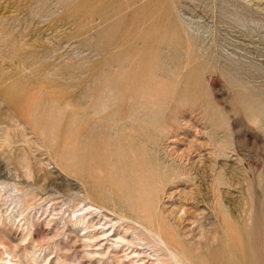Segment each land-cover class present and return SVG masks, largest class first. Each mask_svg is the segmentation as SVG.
<instances>
[{"label":"rangeland","instance_id":"rangeland-1","mask_svg":"<svg viewBox=\"0 0 264 264\" xmlns=\"http://www.w3.org/2000/svg\"><path fill=\"white\" fill-rule=\"evenodd\" d=\"M2 89L30 123L16 126L0 99V264L5 245L30 264H113L82 257L64 224L85 186L104 196L122 187L134 196L133 177L152 213L163 214L164 231L176 234L166 232L171 241L196 264H264V0H0ZM92 113L102 114L95 120ZM42 118L57 122L45 140ZM94 145L109 153L94 157ZM223 221L226 234L218 227ZM138 246L149 261V246Z\"/></svg>","mask_w":264,"mask_h":264},{"label":"bare ground","instance_id":"bare-ground-1","mask_svg":"<svg viewBox=\"0 0 264 264\" xmlns=\"http://www.w3.org/2000/svg\"><path fill=\"white\" fill-rule=\"evenodd\" d=\"M109 11V10H108ZM121 80H123V78L122 79H120V81ZM119 82V81H118ZM123 83L122 84H124L125 82L124 81H122ZM115 84H118V83H115ZM120 84V83H119ZM145 85V84H144ZM149 85V84H148ZM148 85H145V87H147V88H143L142 87V89H148L149 88V86ZM119 87H121L120 85H118ZM118 86H116L117 88H118ZM140 86V85H139ZM115 87V88H116ZM114 88V89H115ZM123 88H124V86H123ZM140 88H141V86H140ZM111 89V88H110ZM109 89V90H110ZM119 89V88H118ZM113 89H111V91H112ZM104 91V90H103ZM108 91V90H107ZM156 91V90H155ZM90 92V91H89ZM94 93H95V91H94ZM102 93H104V92H101V94ZM96 95V94H95ZM154 95H155V93H154ZM154 95H152L153 97H154ZM106 96V95H105ZM130 96H133V95H130ZM156 96V95H155ZM102 97V96H101ZM104 97V96H103ZM135 97V96H134ZM138 97H140V96H138ZM142 97V96H141ZM148 97H149V95H148ZM96 98V97H95ZM128 98V97H127ZM152 98V97H151ZM0 99H1V101H2V103H5L7 106L6 107H8V110H10V112L12 113V117L14 116V118H16L15 119V124H16V126H18V124L19 123H21V122H24V121H27V123H30L28 120H27V113L24 111V109H22V110H20L19 109V106H20V104H19V102H18V100H16V99H14V98H10L8 95H6L4 92H3V89H2V92H0ZM88 99V98H87ZM91 99V98H90ZM102 101L101 102H103L104 101V99H102V98H100ZM142 99V98H141ZM145 99H147V98H145ZM35 101V100H34ZM90 102H92L91 100H90ZM93 102H95L94 101V99H93ZM92 102V103H93ZM99 102H100V100L98 101V104H97V106L98 105H104V103H102V104H99ZM96 103V102H95ZM89 104V103H88ZM91 104V103H90ZM22 105V104H21ZM28 105H30V104H28ZM105 105H106V103H105ZM108 105V104H107ZM26 106V105H25ZM91 106V105H90ZM90 106H88L87 105V108H90ZM109 106V105H108ZM55 107V106H54ZM56 107H57V105H56ZM106 106H103V108H105ZM139 107V106H138ZM27 108H29V107H27ZM53 108V107H52ZM52 108H50V110L52 109ZM103 108H101V109H103ZM0 109H2L1 108V104H0ZM37 109V108H36ZM35 109V110H36ZM54 109V108H53ZM85 109V108H84ZM91 109V108H90ZM132 109V108H131ZM58 110H61V109H58ZM97 110V109H96ZM95 110V111H96ZM106 110H108L107 108H106ZM132 110H134V109H132ZM31 111V110H30ZM39 111V109L37 110V112ZM42 111V110H41ZM45 111V110H44ZM63 111V110H62ZM98 111H100V110H98ZM97 111V112H98ZM117 112H120L121 113V111H118V110H116ZM116 111H113V113L115 112L116 113ZM9 112V113H10ZM43 112V111H42ZM52 112V111H51ZM59 112V111H58ZM101 112V111H100ZM99 112V113H100ZM104 112H106V111H104ZM103 112V113H104ZM112 112V111H111ZM132 112H134V111H132ZM135 112L136 113H140V110H138V112H137V110H135ZM35 113H36V111H35ZM40 113V112H39ZM38 113V114H39ZM47 113H50V112H47ZM98 113V114H99ZM113 113H111V115L113 114ZM127 113H129V110H128V112ZM53 114H54V112H53ZM55 114H57V116H59L60 114L59 113H55ZM54 114V115H55ZM59 114V115H58ZM86 114V113H85ZM98 114H94L93 115V113H92V115H90L91 117L92 116H94L93 118L95 119V120H99V119H96V118H98ZM102 114V113H101ZM101 114H99V116L101 115ZM105 114V113H104ZM109 114V113H108ZM118 113H116L115 115H117ZM123 114V113H122ZM34 115H37V114H34ZM41 115V114H40ZM40 115H38V116H40ZM42 115H44V113L42 114ZM48 115H50L51 116V114H48ZM84 115V114H83ZM106 115V114H105ZM115 115H113L114 117H115ZM129 115V114H128ZM135 114H133L132 116H133V118L135 117V119L134 120H136V116H134ZM37 116V117H38ZM45 116V115H44ZM53 116V115H52ZM51 116V117H52ZM56 116V117H57ZM62 116V115H61ZM60 116V117H61ZM95 116H96V118H95ZM119 116V115H118ZM132 116H131V118H132ZM49 117V119H51L50 121L48 120V122L49 123H52L51 121H52V119L54 118V117ZM74 117H77V115H75ZM82 117H84V116H82ZM86 117V116H85ZM105 117V116H104ZM119 117H122V119H123V116L121 115V116H119ZM130 117V116H129ZM143 117V116H142ZM10 118V117H9ZM40 118H41V116H40ZM46 118V117H45ZM44 118V120L45 121H43V118H42V121L43 122H45V126H43L42 127V129H41V131H40V133L39 134H41L42 135V137H45V138H43L44 140L46 139V138H48V134L51 132V130L53 129V127H55L54 126V124L55 123H57V122H55L54 121V124H52L53 125V127H52V125L50 126L48 123H46L47 122V120ZM58 118V117H57ZM78 118V117H77ZM106 118V117H105ZM128 118V117H127ZM130 118V119H131ZM37 119H39V117L37 118ZM56 119V118H55ZM54 119V120H55ZM58 119H61V118H58ZM86 119V118H85ZM107 119V118H106ZM106 119H104L103 121H105ZM115 119V118H114ZM120 119V118H119ZM129 119V120H130ZM9 120V119H8ZM116 120V119H115ZM133 120V119H132ZM131 120V121H132ZM13 121V120H12ZM37 121V120H36ZM40 122H41V120H39ZM58 121V120H57ZM61 121V120H60ZM74 121H76V118L74 119ZM109 121H111L110 119H109ZM124 121V120H123ZM126 121V120H125ZM93 122L95 123V121L93 120ZM99 122V121H98ZM102 122V121H101ZM107 122V121H106ZM133 122H136V121H133ZM59 123V122H58ZM75 123V122H74ZM105 123V122H104ZM104 123H101V124H103L104 125ZM109 125H110V123L109 122H107ZM112 123V122H111ZM116 123V122H115ZM115 123H112V124H114V125H110V127L111 126H115ZM121 123H123V122H121ZM125 123V122H124ZM41 124V123H40ZM60 124V123H59ZM59 124H57V126H59ZM62 124V123H61ZM99 124V123H98ZM97 123L95 124V125H98ZM101 124H99V125H101ZM126 124H127V122H126ZM130 124V123H129ZM22 125V124H21ZM42 125V124H41ZM41 125H39V123H38V127L39 126H41ZM56 125V124H55ZM94 125V126H95ZM109 125H107V127L109 126ZM117 125V124H116ZM122 125V124H121ZM120 125V126H121ZM8 126H10V125H8ZM92 126V124L90 125V127ZM106 126V125H105ZM104 126V127H105ZM130 126H132V125H130ZM7 127V126H6ZM19 127H22V126H19ZM25 127V126H24ZM30 127H31V124H30ZM29 127V128H30ZM137 127H140V126H137ZM11 128V127H10ZM28 128V129H29ZM91 128H93V126L91 127ZM120 128V127H119ZM129 128H131L132 129V127H129ZM128 128V129H129ZM134 128H136V127H134ZM141 128V127H140ZM8 129V131H9V127L7 128ZM17 129H18V127H17ZM55 129V128H54ZM139 129V128H138ZM157 129H159V128H157ZM166 129V128H165ZM19 130V129H18ZM23 130V129H22ZM125 130H127V129H125ZM135 130V129H134ZM159 130H161V129H159ZM158 130V131H159ZM12 131V130H11ZM27 131V130H26ZM33 131V130H32ZM31 131V132H32ZM50 131V132H49ZM118 131H119V129H118ZM122 131V130H121ZM120 131V132H121ZM133 131V130H132ZM141 131V130H140ZM143 131H144V129H143ZM16 132V131H15ZM18 132H21V131H18ZM17 132V133H18ZM28 132V131H27ZM36 131H34V133H35ZM163 132V131H162ZM11 133V132H10ZM137 133V132H136ZM24 134V133H23ZM36 134V133H35ZM51 134V133H50ZM135 134V132L132 134V135H134ZM139 134V133H138ZM6 135H9V134H6ZM12 135V134H11ZM10 135V136H11ZM14 135V134H13ZM17 135V134H16ZM28 135V134H27ZM74 135V134H73ZM136 135V134H135ZM9 136V137H10ZM51 136V135H50ZM52 136H53V130H52ZM121 136H123V135H121ZM6 137V136H5ZM40 137V136H39ZM136 137V136H135ZM144 137V136H143ZM8 138V137H7ZM53 138V137H52ZM154 138V137H153ZM171 138V137H170ZM28 139V138H27ZM26 139V141H29V140H27ZM50 140H51V138H49ZM49 139H47L48 140V142H52V141H49ZM121 139H123V137H121ZM132 139H133V137H132ZM8 140V139H7ZM10 140V139H9ZM9 140L7 141V142H9ZM117 140V139H116ZM124 140V139H123ZM123 140H121L123 143H124V141ZM130 140V139H129ZM129 140H125V142H126V145H129V143L132 141H129ZM138 140V139H137ZM210 140V139H209ZM99 141V140H98ZM129 141V143H127ZM143 141V140H142ZM56 142V141H55ZM135 142V140L133 139V143ZM108 143V142H107ZM107 143L105 142V144L107 145ZM119 142L117 141V144L116 145H114L115 147H117L118 145H120V144H118ZM122 143V144H123ZM137 143V142H136ZM143 143V142H142ZM9 144H10V142H9ZM48 144V143H47ZM56 144H58L57 142H56ZM111 144V143H110ZM125 144V143H124ZM130 144H132V142L130 143ZM138 144V143H137ZM194 144V143H193ZM221 144V143H220ZM55 145V144H54ZM99 145V144H98ZM126 145H124L126 148H128ZM195 145H197V144H195ZM51 146H52V144H51ZM95 146V145H94ZM96 146H97V144H96ZM95 146V149H99V148H97ZM105 146V145H104ZM123 145H121V147H122ZM194 146V145H193ZM199 146V145H198ZM61 147H62V145H61ZM98 147H100V146H98ZM103 147V146H102ZM107 147V146H106ZM109 147V146H108ZM107 147V148H108ZM110 147H111V145H110ZM109 147V148H110ZM132 147H133V144H132ZM132 147H130L129 146V151L132 149L133 150V148ZM190 147V146H189ZM197 147V146H196ZM200 147V146H199ZM198 147V148H199ZM52 148H54V147H52ZM58 148H59V146H58ZM104 149H105V147H103ZM112 148V147H111ZM119 148H120V146H119ZM124 148V147H123ZM122 148V149H123ZM137 148V147H136ZM135 148V149H136ZM139 148V150L141 149L142 150V148H140V147H138ZM195 148V147H194ZM194 148H193V150H194ZM214 148V147H213ZM212 148V149H213ZM56 149H57V147H56ZM62 148H60V150H61ZM176 149V148H175ZM179 149V148H178ZM177 149V150H178ZM190 149V148H189ZM202 149V148H201ZM100 150H102V149H99V151H95V152H93V156H94V154L97 156H99V155H107L108 153H107V151L105 152V150H104V152L102 151V152H100ZM107 150V149H106ZM112 150H114V152L116 153V150L113 148ZM124 150H125V148H124ZM123 150V151H124ZM130 151V153H132L133 151L135 152V150H133V151ZM177 150H174V151H177ZM191 150V152L193 151L192 149H190ZM190 150H189V154L187 153L188 152V150L186 149V154H188V155H186V156H189L190 154L191 155H193L192 153H190ZM210 150V149H209ZM63 151V150H62ZM90 151H91V149H90ZM108 151H109V149H108ZM118 151V150H117ZM120 151L122 152V150L120 149ZM129 151L127 150L126 152L127 153H129ZM173 151V152H174ZM111 153L110 154H112V152L113 151H110ZM133 152V153H134ZM137 152H139V151H137ZM25 153H26V151H25ZM97 153V154H96ZM100 153V154H99ZM102 153V154H101ZM103 153H105V154H103ZM107 153V154H106ZM126 153V154H127ZM136 153V152H135ZM134 153V154H135ZM179 153V152H178ZM201 153V151H199V154ZM222 153V152H221ZM114 154V153H113ZM133 154V158H135L134 156L136 155H134ZM139 154V153H138ZM141 154L144 156L145 155V153H142V151H141ZM168 154V153H167ZM176 154H177V152H176ZM196 155L198 154V153H195ZM22 155V154H21ZM115 155H118V153H116ZM114 155V156H115ZM131 155V154H130ZM129 155V156H130ZM140 155V154H139ZM181 155H185L183 152H182V154ZM114 156H109L108 155V157H113L114 158ZM121 155H119V156H117L118 157V159H121L122 157H120ZM125 156V155H124ZM138 156V155H137ZM142 156V157H143ZM159 156V155H158ZM202 156V155H201ZM22 157H24L23 155H22ZM30 157V156H29ZM95 157V156H94ZM117 157H115L116 159H117ZM120 157V158H119ZM132 157H131V159H132ZM169 157V156H168ZM176 157V156H175ZM196 157V156H195ZM203 157V156H202ZM225 157V156H224ZM98 158V157H97ZM100 158L102 159V158H106L105 156H100ZM126 159V158H129L128 156H126V157H123L122 159ZM138 158V160H140V158L139 157H137ZM183 158H184V156H183ZM188 158V157H187ZM213 158V157H212ZM30 158H27V157H24V159H23V161H24V164L22 165V166H24V168H25V170L26 169H30V165H29V162H28V160H29ZM64 159H65V157H64ZM69 159H71V158H69ZM108 159V158H107ZM130 158L129 159H127V160H131ZM160 159V158H159ZM158 159V160H159ZM177 159V158H176ZM190 159H191V157H190ZM204 159V158H203ZM58 160V159H57ZM98 160H99V158H98ZM103 160V159H102ZM102 160H99V161H102ZM111 160V159H110ZM113 160V159H112ZM127 160H125V161H127ZM134 160V159H133ZM174 160V159H173ZM183 160V159H182ZM187 160V159H186ZM189 160V159H188ZM187 160V161H188ZM73 161V160H72ZM114 161V162H113ZM112 162H110V164L111 163H114V164H116V166L118 165V163H117V161L114 159ZM115 161H116V163H115ZM132 161V160H131ZM135 161V160H134ZM160 161V164H161V159L159 160ZM164 161V160H163ZM175 161V160H174ZM31 162V161H30ZM69 161H67V163H68ZM103 162V161H102ZM109 162V161H108ZM120 163L122 162V161H119ZM133 162V161H132ZM137 162H140V164L142 165V162H144V164H145V162H147V160L145 161V159H141V161H137ZM165 162H167V161H165ZM165 162H163V163H165ZM173 162V161H172ZM172 162L171 163H169V165H173L172 164ZM210 162V161H209ZM19 163H21V162H19ZM64 163V162H63ZM66 163V162H65ZM99 163V162H98ZM135 163V162H134ZM132 164V165H134L135 166V164ZM150 163V162H149ZM162 163V164H163ZM168 163V162H167ZM174 163V165H177V164H175V162H173ZM95 164V163H94ZM123 164L124 163H122V164H119V165H122L123 166ZM128 164H130V163H128ZM137 164V163H136ZM143 164V165H144ZM131 165V164H130ZM138 165V164H137ZM136 165V167L135 168H137L138 166ZM179 165V164H178ZM180 165H182V164H180ZM180 165L177 167V168H175V170L176 171H178V169L180 170ZM209 165V164H208ZM146 166V165H145ZM144 166V167H145ZM151 166V165H150ZM162 166V165H161ZM163 166H165V165H163ZM184 166V165H183ZM183 166H182V168H183ZM188 166V165H187ZM125 167H126V165H125ZM127 167H128V165H127ZM139 167H140V165H139ZM139 167L137 168V169H139ZM180 167V168H179ZM185 167V166H184ZM118 168V167H117ZM116 168V169H117ZM135 168H133V169H135ZM141 169L140 170H138V171H142V167H140ZM163 168V167H162ZM165 168V167H164ZM163 168V169H164ZM173 168V169H174ZM102 169V168H101ZM105 169V168H104ZM120 169V168H119ZM126 169V168H125ZM129 169V168H128ZM130 169H131V166H130ZM166 169V168H165ZM165 169H164V171H165ZM224 169V168H223ZM110 170V169H109ZM112 170H114V167H113V169ZM124 170V169H123ZM160 170V169H159ZM183 170V169H182ZM184 170H185V168H184ZM183 170V172L182 173H185V171ZM221 170H222V168H221ZM30 171V170H29ZM119 171V170H118ZM148 171H149V169H148ZM151 171V170H150ZM149 171V172H150ZM168 171V170H167ZM189 171V170H188ZM192 171H193V169H192ZM130 172H132V171H129V173ZM152 172V171H151ZM195 172V171H194ZM227 172V171H226ZM98 173V172H97ZM120 173V172H119ZM126 173H127V171H126ZM126 173H124V174H126ZM129 173H128V175H129ZM136 173V172H135ZM135 173H132V175L133 174H135ZM146 173H147V171H146ZM175 173V172H174ZM219 173H221V171L219 172ZM121 174V173H120ZM119 174V175H120ZM139 173H137V174H135V175H138ZM152 174V173H151ZM165 174V173H164ZM140 175V174H139ZM153 175V174H152ZM167 175H169V174H167ZM174 175V174H173ZM145 175L144 174H142V178H145L144 177ZM148 176H150V173L148 174ZM165 176V175H164ZM164 176H162V177H164ZM178 176V175H177ZM187 176V175H186ZM192 176V175H191ZM190 176V177H191ZM206 176V175H205ZM220 176H223V175H220ZM123 178V175L121 176L120 175V178ZM126 177V176H125ZM129 177H130V175H129ZM128 176H127V178H125V179H128L129 178ZM133 177V176H132ZM132 177H130V178H132ZM140 177V176H139ZM158 177V176H157ZM156 177V178H157ZM171 177V176H170ZM170 177H169V179H170ZM174 177H176V176H174ZM173 177V178H174ZM215 177V176H214ZM224 177V176H223ZM129 178V179H130ZM142 178H140V179H142ZM161 177H159V179H160ZM124 179V178H123ZM152 180H154V178H151ZM162 179V178H161ZM168 179V180H169ZM172 179V178H171ZM179 179V178H178ZM183 179L186 181L187 179H185V176L183 177ZM217 179V178H216ZM224 179H225V177H224ZM143 180H145V179H143ZM142 180V181H143ZM164 180H166V179H164ZM183 180V181H184ZM197 180H198V178H197ZM127 181V180H126ZM130 182H132L133 183V185L132 184H130L131 186H135V187H132L130 190H129V188L131 187V186H129V188H128V191L129 192H131V193H135L136 195H134L133 196V194L131 195V194H129L128 192H127V190H125V189H123L122 187H119L120 189H115L116 190V192H112L111 191V194H107L106 193V191H104V193H106V196H104V195H99V194H94L93 193V191L92 190H90L89 188H87L86 186H85V192L83 191V195H81L82 196V198L81 199H78L77 201H78V203H75L73 206H72V211H71V213L69 214V216H68V219H67V221L65 222V224H64V228H67V234H66V238L67 239H70V240H72V242L76 245V247L78 246V247H80V250H78L80 253H81V255H82V257L83 256H85V257H89V258H102L103 256L104 257H106V259L108 258L109 260H111L112 261V263L113 264H196L195 262H193L191 259L192 258H190V257H188L187 256V254L185 253V252H183L182 250H180L179 249V246L177 247L173 242H174V240H172L171 241V239H174V238H172V237H175L174 235H176L175 233H173V234H170V233H172V232H167V231H169L168 229H166L167 231H164V228H166V227H164L163 228V225H164V221H165V219H164V223H162L161 224V221L158 219V217H160V215L162 216L163 214H161L160 213V215L158 214L159 213V210H157L158 212H156V214H158L157 216L155 215V214H153L152 213V206L150 205V203H151V201H145L146 199V197L144 198V191L143 190H140V188H137V184L135 185V183L134 182H136V181H134V177H133V180L132 179H130L129 180ZM134 181V182H133ZM148 181V180H147ZM146 180L144 181V182H147ZM155 181V180H154ZM174 181V180H173ZM188 181H189V179H188ZM192 181V180H191ZM119 182V181H118ZM129 182V183H130ZM157 182V181H156ZM162 182H163V180H162ZM161 182V183H162ZM171 182H172V180H171ZM127 183H128V181H127ZM137 183V182H136ZM143 183V182H142ZM141 183V184H142ZM147 183H149V181L147 182ZM164 183V182H163ZM163 183L161 184V185H163ZM215 182L213 181V184H214ZM222 184V185H224L223 183H224V181L223 180H221V182L219 181V184ZM9 184V183H8ZM17 184V183H16ZM116 184H118V183H116ZM120 184H121V182H120ZM165 184V183H164ZM189 184V183H188ZM192 184V183H191ZM219 184H217V186L219 185ZM14 185V184H13ZM114 185H115V183H114ZM122 185V184H121ZM128 185V184H127ZM140 185V184H139ZM144 185V184H143ZM148 185V184H147ZM150 185V184H149ZM11 187H12V184L10 185ZM142 186V185H141ZM213 186V185H212ZM215 186V185H214ZM213 186V187H214ZM221 186V185H220ZM219 186V187H220ZM8 187V186H7ZM6 187V188H7ZM116 187H117V185H116ZM115 187V188H116ZM123 187L125 188V186L123 185ZM142 187H144V186H142ZM159 187V186H158ZM157 187V188H158ZM162 186H160L159 188H161ZM212 187V188H213ZM2 188H4V186L3 187H1V189ZM5 188V189H6ZM17 188V190L18 191H20L21 189V187L19 188V187H16ZM147 188V187H146ZM153 189L155 188V187H152ZM163 188V187H162ZM1 189H0V191H1ZM9 190H10V188H8ZM15 189V188H14ZM14 189H12V190H14ZM97 189H99V187L97 188ZM111 189H112V187H111ZM144 189V188H143ZM148 190L149 189H151L150 187L149 188H147ZM202 189V188H201ZM215 189H216V191H218V189H220V188H217V187H215ZM225 189V188H224ZM74 190H75V188H74ZM133 192H132V191ZM145 191V192H147V193H149V191L151 192V194L152 193H154V192H152V190H149V191ZM155 190V189H154ZM210 190H212V189H210ZM3 191H5V190H3ZM213 191V190H212ZM219 191H221V190H219ZM12 192V191H11ZM75 192H77V194L78 195H80L81 194V192L79 191H75ZM159 192V191H158ZM158 192H157V194L156 195H158ZM2 193V192H1ZM5 193V192H4ZM110 193V192H109ZM214 193H215V190H214ZM218 193V192H217ZM222 193V192H221ZM76 194V195H77ZM150 194V195H151ZM219 194H220V192L218 193V196H219ZM108 195V196H107ZM149 195V196H150ZM153 195H155V194H152L151 196H153ZM146 196V195H145ZM148 196V195H147ZM148 196V197H149ZM150 196V197H151ZM220 196H222L221 194H220ZM219 196V197H220ZM28 197V196H27ZM30 197V196H29ZM32 198H33V196H31ZM78 197V196H77ZM143 199H142V198ZM147 197V198H148ZM154 197V196H153ZM161 197V196H160ZM24 198H25V196H24ZM31 198V199H32ZM157 198H158V196H157ZM71 199H73V198H71ZM154 200H155V198H153ZM221 199V198H220ZM27 201V200H26ZM30 201V200H29ZM71 201V200H70ZM69 201V202H70ZM157 201V200H156ZM219 201H221V200H218L217 201V203L219 202ZM148 202H150L149 204H148ZM155 202V201H154ZM26 203V202H25ZM71 203V202H70ZM69 203V204H70ZM27 204V203H26ZM55 204V203H54ZM155 204L157 205V203L155 202ZM223 204V203H222ZM65 205V204H64ZM68 204H66V206H67ZM82 205V206H81ZM150 205V206H149ZM210 205V204H209ZM215 205H217L216 203H215ZM220 205H221V203H220ZM224 205V204H223ZM223 205H221V207H222V209L224 208V206ZM32 206V205H31ZM54 206V205H53ZM52 206V207H53ZM195 206V205H194ZM52 207H51V209H52ZM60 207H61V205H60ZM60 207H58V208H60ZM155 207V206H154ZM58 208H54L53 209V211L54 212H56V213H54V214H60V211H59V209ZM62 208V207H61ZM49 209V208H48ZM50 209V210H51ZM71 209V208H70ZM214 210V209H213ZM216 210V209H215ZM228 211V210H227ZM154 212V211H153ZM160 212H161V210H160ZM165 212V211H164ZM218 212V211H217ZM224 212H225V214L227 213L225 210H224ZM45 213V212H44ZM50 213H52L51 211H50ZM66 213H68V211L66 212ZM62 214V213H61ZM217 214V213H216ZM228 214V213H227ZM227 214H226V218L224 219V220H228L227 219ZM221 215V214H220ZM50 216V215H49ZM36 217V216H35ZM47 217V216H46ZM60 217V216H59ZM164 217V216H163ZM248 217V216H247ZM32 218V217H31ZM48 218V217H47ZM229 218V217H228ZM49 219H50V217H49ZM171 219V218H170ZM174 219V218H173ZM247 219V218H246ZM250 219V218H249ZM27 220H28V218H27ZM34 220V219H33ZM50 220H52V219H50ZM56 220H58V217H57V219ZM163 220V219H162ZM46 221V220H45ZM174 221H176V220H174ZM174 221H171L172 222V224L174 223ZM247 221V220H246ZM26 222H28V221H26ZM29 222H30V224H32V225H35L34 223H33V221L32 220H29ZM48 222V221H47ZM52 222V221H51ZM54 222V221H53ZM57 222V221H56ZM68 222H69V224H68ZM181 222H183V221H181ZM185 222V221H184ZM176 223H178V221L176 222ZM59 224H61V222L60 221H58L57 222V224L55 225L56 226V229L59 231V229L61 230V228L59 227ZM54 225V224H53ZM180 225V224H179ZM165 226V225H164ZM219 228H221L222 230H223V232H225V230H226V221H223V222H221V224L218 226ZM34 228V227H33ZM229 228V227H228ZM221 230V231H222ZM171 231V230H170ZM178 231V230H177ZM220 231V232H221ZM51 232V231H50ZM66 232V231H65ZM166 232L169 234V236L171 235L172 237H171V239H170V237L168 236V234H166ZM234 232V231H233ZM49 233V232H48ZM52 233V232H51ZM56 233H57V231H56ZM60 233V232H59ZM178 233V232H177ZM50 234V233H49ZM183 234V233H182ZM181 234V235H182ZM185 234V233H184ZM221 234V233H220ZM225 234H226V232H225ZM235 234V233H234ZM42 235V234H41ZM52 235V234H51ZM214 235H215V233H214ZM58 236V235H57ZM183 236V235H182ZM228 236V235H227ZM65 237V236H64ZM63 237V238H64ZM184 237V236H183ZM182 237V238H183ZM235 237V236H234ZM39 238V237H38ZM41 238V237H40ZM48 238V237H47ZM216 238V236H214V239ZM21 240H24V239H21ZM35 240V239H34ZM44 240V239H43ZM148 240V241H147ZM175 240H177V241H179L177 238L175 239ZM235 240V239H234ZM65 241V240H64ZM138 241H144L145 243L144 244H141L140 242H138ZM181 241V240H180ZM183 241H185V239L183 240ZM229 241V240H228ZM69 242H71V241H69ZM68 242V243H69ZM38 243V242H37ZM67 243V242H66ZM175 243H177V242H175ZM183 243V242H182ZM138 244L139 245H143V246H149V250H150V253H148V257L150 258L149 259V261H147L148 259H146L145 260V255H143V253H145L146 252V250L145 249H143V248H139V246H138ZM206 244V243H205ZM37 245V244H36ZM41 245H42V243H41ZM56 245V244H55ZM72 244H70V246H71ZM177 245H178V243H177ZM179 245H180V243H179ZM183 246V245H182ZM26 247V246H25ZM56 247V246H55ZM75 247V246H74ZM142 247V246H141ZM181 247V246H180ZM4 248V247H3ZM10 248H12V247H10V246H6L5 245V253L7 254V256H6V254H5V256L3 257V259H2V264H30V263H27V262H24L22 259H20V258H17L13 253H12V250L10 249ZM29 248H31V247H29L28 246V248H26V249H29ZM35 248V247H34ZM43 248V247H42ZM183 249H184V247H182ZM39 249H40V246H39ZM38 249V250H39ZM148 249V248H147ZM38 250H37V253H38ZM42 250V249H41ZM57 250V249H56ZM74 250H76V249H74ZM185 250V249H184ZM248 250V249H247ZM32 251H35V250H33V249H31V252ZM40 251V250H39ZM77 251V250H76ZM77 251V253H79ZM244 251H246V250H243L242 251V253L244 252ZM251 251V250H250ZM249 251V252H250ZM17 252H19V251H17ZM26 252H27V250H26ZM28 252H29V250H28ZM41 252V251H40ZM46 252V251H45ZM248 252V253H249ZM16 253V252H15ZM25 253V252H24ZM147 253V252H146ZM191 253V252H190ZM230 253V252H229ZM41 254V253H40ZM42 254H44V253H42ZM57 254V253H56ZM244 254H245V252H244ZM255 254V253H254ZM18 255V254H17ZM27 255V254H26ZM29 255V254H28ZM46 255V254H45ZM247 255V254H246ZM253 255V254H252ZM30 256H32V255H30ZM57 256V255H56ZM147 256V255H146ZM28 257V256H27ZM46 257V256H45ZM82 257H80V259L82 258ZM145 257V258H144ZM42 258V257H41ZM55 258V257H54ZM230 258H231V256H230ZM31 259V258H30ZM37 259H39V258H37ZM83 259V258H82ZM85 259V258H84ZM105 259V260H106ZM77 260V259H76ZM94 260V259H93ZM99 260H101V259H99ZM232 260V259H231ZM252 260V259H251ZM31 261H32V259H31ZM49 261V260H48ZM47 261V262H48ZM62 261V260H61ZM235 261V260H234ZM234 261H233V263H234ZM41 262L42 261H39V262H37V263H35V264H41ZM58 262V261H57ZM85 262V261H84ZM90 262V261H89ZM92 262V261H91ZM94 262V261H93ZM92 262V263H93ZM96 262V261H95ZM100 262V261H99ZM105 262V261H104ZM245 262V261H244ZM257 262V261H256ZM56 263V262H55ZM232 263V264H233ZM240 263H241V261H240ZM246 263V262H245ZM32 264V263H31ZM43 264V263H42ZM46 264V263H45ZM52 264H53V262H52ZM66 264V263H65ZM76 264H81L79 261L76 263ZM85 264V263H84ZM103 264V263H102ZM235 264V263H234Z\"/></svg>","mask_w":264,"mask_h":264}]
</instances>
